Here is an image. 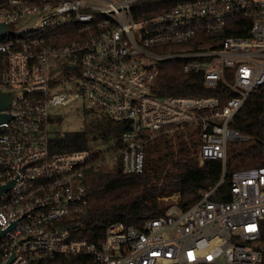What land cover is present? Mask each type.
I'll list each match as a JSON object with an SVG mask.
<instances>
[{"label":"built area","instance_id":"1","mask_svg":"<svg viewBox=\"0 0 264 264\" xmlns=\"http://www.w3.org/2000/svg\"><path fill=\"white\" fill-rule=\"evenodd\" d=\"M138 1L0 0V21H39L0 38V88L25 89L6 109L12 117L0 122V184L12 180L0 195V264H34L51 254L86 255V264H264V165L234 169L229 200L214 197L231 143L255 140L232 124L250 95L264 93V0H178L156 13L134 10ZM237 16L251 20L247 33L225 35ZM200 34L201 49L166 48ZM164 58L182 59V70L201 73L205 87H225L160 95ZM63 82L77 89L50 92ZM77 100L83 128L107 120L118 136L53 152L51 140L67 131L53 127L61 114L52 107ZM262 113L264 142V102ZM179 130L197 137L200 163L220 160L219 180L186 207L177 201L139 225L111 221L97 241L79 237L88 171L119 160L123 172L142 173L146 142Z\"/></svg>","mask_w":264,"mask_h":264},{"label":"trees","instance_id":"2","mask_svg":"<svg viewBox=\"0 0 264 264\" xmlns=\"http://www.w3.org/2000/svg\"><path fill=\"white\" fill-rule=\"evenodd\" d=\"M178 0H139L134 10H163ZM251 20L242 16L229 19L225 35H245ZM197 39L179 46H167L170 51L195 50L204 46ZM182 59L160 60L155 81V91L166 94H220L225 87L218 82L215 87H205L201 73L184 72ZM264 93L249 96L237 113L234 128L254 137L251 140H235L227 150L225 182L218 187L215 198L229 200V176L239 167L264 165V142L261 138ZM119 127L109 121L92 119L81 130L65 132L51 140L53 152L86 148L88 139L111 134L118 136ZM198 139L191 132L175 131L161 133L145 144L144 169L142 173L130 174L122 170L119 160L111 167L88 171V208L80 217L79 237L97 241L104 234L106 225L114 220L139 225L144 220L163 215L170 206L163 196L179 194L178 204L186 207L202 192L211 188L222 174L218 159H205L201 163L197 153ZM264 225V220H262ZM264 239V229L262 232ZM86 255L51 254L40 258L34 264H86Z\"/></svg>","mask_w":264,"mask_h":264},{"label":"rangeland","instance_id":"3","mask_svg":"<svg viewBox=\"0 0 264 264\" xmlns=\"http://www.w3.org/2000/svg\"><path fill=\"white\" fill-rule=\"evenodd\" d=\"M61 58V57H60ZM61 62H64V59H60ZM75 72V70H72ZM76 77V76H75ZM77 88L73 82H63L60 85H55L50 87V92H59V91H75ZM81 106V100L74 101L70 104H60L52 107L53 111H59L61 114L60 119L53 120V127L57 128L60 131H72V130H81L84 126V113ZM94 138H92L93 140ZM232 144V143H231ZM91 146L103 147L104 145L108 147H112L113 144L109 143L108 140L101 141L97 140L93 142L90 140ZM163 199L169 203L174 204L177 203L179 199L178 193H173L168 196H163Z\"/></svg>","mask_w":264,"mask_h":264},{"label":"water","instance_id":"4","mask_svg":"<svg viewBox=\"0 0 264 264\" xmlns=\"http://www.w3.org/2000/svg\"><path fill=\"white\" fill-rule=\"evenodd\" d=\"M38 22L39 21H36L35 19V15L24 18L19 17L9 21H0V38L5 35L19 34L26 30L33 29L38 25ZM24 93L25 89L21 87L0 88V122L7 121L12 117V114L7 113L6 109L13 100L17 99ZM55 118H59V115H55ZM11 185L12 180L0 184V195L7 191Z\"/></svg>","mask_w":264,"mask_h":264}]
</instances>
